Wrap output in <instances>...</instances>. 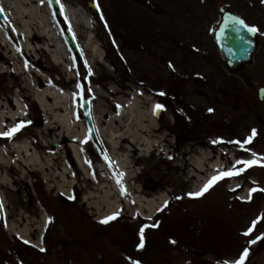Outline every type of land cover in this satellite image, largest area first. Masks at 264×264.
Segmentation results:
<instances>
[{
	"label": "rangeland",
	"instance_id": "1",
	"mask_svg": "<svg viewBox=\"0 0 264 264\" xmlns=\"http://www.w3.org/2000/svg\"><path fill=\"white\" fill-rule=\"evenodd\" d=\"M62 1L92 17L91 29L81 27L82 33L76 38L83 41L84 33H93L104 58L94 67H87L83 56L80 59L73 56L76 65L70 63L74 78L70 83L64 81L62 67L48 71L54 81L63 85V91L74 88L71 119L83 139L81 147L86 158L92 163L99 161L97 145L107 149L108 143L98 134L97 140L88 135L81 98L86 97L94 115L102 117L105 112L118 114L121 110L115 97L103 98L102 92L122 85L124 98H129L131 93L143 95L141 117L147 121L154 116L161 129L169 134L173 150L169 158L173 159L157 153L137 157L138 177L132 182L149 190V195L167 194L168 204L149 219L140 213L120 214L102 224L82 204L80 183L71 191L75 194L78 190L79 195L65 197L57 190L48 189L43 178V185H36L33 175L40 174L29 171L24 182L16 184L20 190L3 194L4 208L12 216L23 212L36 219L44 212L47 225L38 246L25 243L4 227L3 210L0 264H224L225 261L234 264L245 247L249 248L245 264H264V245L257 239L264 236V102L257 98V89L264 86V0ZM88 1L97 5L96 14L91 15ZM42 5L45 7L46 3ZM222 7L235 11L258 28V50L242 70L227 67L215 41ZM3 20L0 16V22ZM57 21L64 37V27L70 26ZM45 60L43 66L51 65L49 58ZM14 83L15 78L9 73L0 72L1 95H9L7 85ZM62 95L68 94L62 92ZM152 100L162 105V121L153 113ZM30 111L28 122L13 121V128L23 126L10 138H0V143L10 144L27 136L37 139L36 131L43 126L45 116L33 105ZM253 129L256 135L244 144ZM59 141L54 139L51 145L55 147ZM198 148L214 153L224 150L223 169L233 172L241 186L230 190L228 184L232 179L225 176L204 195H189L195 193L191 180L183 169L173 165L178 158H185L188 152ZM251 160L256 163L250 167L237 164V161ZM65 161H69L67 152L56 160V167ZM74 170L69 180L74 174L83 178L81 171ZM254 188L257 191L252 192ZM243 192L248 193L247 198L240 196ZM253 221L257 222L254 227ZM141 227L145 228V246L139 249ZM250 227L252 232L245 236ZM251 240L256 243H250ZM193 244L204 249L223 245L230 256L224 261L189 262L176 255L175 249L182 250L184 245Z\"/></svg>",
	"mask_w": 264,
	"mask_h": 264
},
{
	"label": "bare ground",
	"instance_id": "2",
	"mask_svg": "<svg viewBox=\"0 0 264 264\" xmlns=\"http://www.w3.org/2000/svg\"><path fill=\"white\" fill-rule=\"evenodd\" d=\"M59 1L64 17L76 36L82 33L81 27L91 29L93 23L89 14ZM0 9L4 15L3 22H0V72L15 78L14 84L7 85L10 94H0V138L6 137L2 134L13 129V121L28 122L32 105L45 116L43 126L36 131L37 139L31 140L27 136L10 144L0 143L1 207L5 206L3 194L12 189L20 190L16 184L24 182L29 171H36L45 180L48 189L57 190L65 197H72V189L80 183L82 204L87 213L96 219L103 220L116 213L126 216L140 213L145 219L152 218L168 204V195H149V190L138 183L133 184L132 180L138 177L137 157H151L157 153L173 159L169 158L173 150L170 149L169 134L161 129L159 121L154 116L147 121L141 117L139 108L144 96L131 93L129 98H124L122 85L102 92L100 96L103 98L115 97L121 110L118 114H103L102 108V117L94 115L91 110L96 134L108 143L107 149L99 146L100 160L92 163L86 158L81 147L83 139L74 129L71 119L75 107V104L71 105L75 99L74 88L63 91V85L54 81L48 73L50 69L62 67L64 81L70 83L74 80L70 64L74 58L49 2L0 0ZM78 43L87 67L104 61L93 33H84L83 41L78 40ZM45 57L49 58L51 65L43 66L47 61ZM62 92L68 95L64 96ZM124 104H127V110H124ZM156 105L158 103L152 100L151 108ZM54 139L61 143L53 147L51 141ZM63 150L68 157H72L71 162L65 161L56 167V160L65 153ZM220 158L219 152L198 148L193 153L188 152L185 158H178L173 167L187 173L192 190L197 193L218 171H222L224 162ZM74 169L81 171L83 178L74 174V178L69 180ZM236 187V181L229 185L231 189ZM247 195L243 192L241 196L247 198ZM4 210V227L23 241L38 246L46 227V214L41 212L36 219L23 212L12 216L6 208Z\"/></svg>",
	"mask_w": 264,
	"mask_h": 264
},
{
	"label": "water",
	"instance_id": "3",
	"mask_svg": "<svg viewBox=\"0 0 264 264\" xmlns=\"http://www.w3.org/2000/svg\"><path fill=\"white\" fill-rule=\"evenodd\" d=\"M51 4L55 14L62 19V14L59 9L58 3L55 0H51ZM88 7L91 10L92 14H94L96 11L94 5L91 2H89ZM221 11H223L224 14H223V21L219 29L216 31L217 43L221 48L223 57L225 58V60L227 61L230 67L235 68L238 66H242L245 62L250 60L253 52L256 50L257 47L256 33H249L244 26L240 25L239 20L242 19L238 15L230 11H224L223 9H221ZM225 25H227V27L223 36L221 37L220 35L221 29L225 28ZM65 37L73 53L77 57H80V51L78 49V44L76 42V39L68 29H66ZM241 37H243V39H241ZM228 49H231V51H228ZM258 96L261 100H264V88L259 89ZM83 107L86 117L88 119L89 130L92 136L95 137V129L90 114V106L86 100L83 101ZM155 114L158 118H161L162 116V112L160 109H156ZM35 182L37 184L40 183L38 177H35ZM263 244H264V240H263Z\"/></svg>",
	"mask_w": 264,
	"mask_h": 264
},
{
	"label": "snow or ice",
	"instance_id": "4",
	"mask_svg": "<svg viewBox=\"0 0 264 264\" xmlns=\"http://www.w3.org/2000/svg\"><path fill=\"white\" fill-rule=\"evenodd\" d=\"M57 3H59V0H57ZM0 11H2V9H0ZM61 14H63V6L62 5H61ZM239 24L242 25V26H244L249 33H256V32H258V28L257 27H255V26H248V25L245 24V22L243 20H239ZM226 27H227V25H225V28H222L221 29V34H220L221 37L223 36V34H224L225 30H226ZM237 31H238V29H237ZM218 39H219V37H218ZM241 39H243V37H241ZM228 51H231V49H228ZM77 87H80V85H77ZM160 95H164V93L161 92ZM156 108L157 109H160V108H162V105H159L158 104V105H156ZM209 111L211 112L212 109H209ZM22 126H23L22 124H19L16 127H14L13 129L9 130L8 132L3 133L2 135L10 138L17 131H19V129ZM255 135H256V130L253 129L251 136H249L243 143L244 144L250 143L251 140H252V138ZM85 142H87V141H85ZM236 143L237 144H240L241 147H243V144H241L240 141H236ZM253 155H255V154H253ZM105 158L107 159V157H105ZM255 163H256L255 160H251V161H237V164H243L246 167H250V166H252ZM232 174H233V172H231V171L221 173L220 176L213 177L211 180H209V182L207 184H205L204 187L199 192H197V193H190L189 195L195 196V197H200V196L204 195L217 182V180L222 179L225 176H230ZM117 182L119 183L120 181L118 180ZM251 191L252 192H255V191H257V189L254 188ZM178 199H179V197H178ZM117 215H118V213L113 214L112 216L106 217L105 219L101 220L100 223L107 224V223H109V221L116 219ZM49 222H51V221H49ZM256 223H257L256 221H253V227L255 226ZM153 226H158V225H153ZM144 232H145V228L144 227H141L140 230H139L140 241H139V244L137 246L139 249H142L145 246ZM251 232H252V227H250L244 233V235L245 236H248V235H250ZM257 239H264V236L257 237ZM25 243H27V241H25ZM173 243H175V241H173ZM250 243L254 244V243H256V240H251ZM40 250L41 251H45V249H43V248H41ZM248 257H249V248L245 247L244 250H243V252L239 255V258L234 262V264H245V261H246V259ZM134 264H139V262H134ZM224 264H228V262L225 261Z\"/></svg>",
	"mask_w": 264,
	"mask_h": 264
},
{
	"label": "flooded vegetation",
	"instance_id": "5",
	"mask_svg": "<svg viewBox=\"0 0 264 264\" xmlns=\"http://www.w3.org/2000/svg\"><path fill=\"white\" fill-rule=\"evenodd\" d=\"M222 144V143H221ZM219 140L216 143V149H219ZM224 146V144H222ZM183 250V254H182ZM180 250L176 249L178 257H182L181 259L184 261H206V260H213V261H224L226 260L225 257L230 256V252L225 250L223 245L219 246H207L205 249L202 246L198 245H184V249Z\"/></svg>",
	"mask_w": 264,
	"mask_h": 264
}]
</instances>
